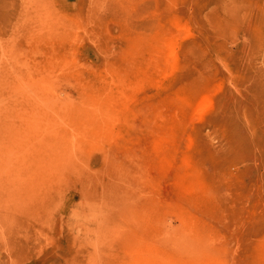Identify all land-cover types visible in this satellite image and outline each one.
Returning a JSON list of instances; mask_svg holds the SVG:
<instances>
[{"label": "rangeland", "instance_id": "obj_1", "mask_svg": "<svg viewBox=\"0 0 264 264\" xmlns=\"http://www.w3.org/2000/svg\"><path fill=\"white\" fill-rule=\"evenodd\" d=\"M0 264H264V0H0Z\"/></svg>", "mask_w": 264, "mask_h": 264}]
</instances>
